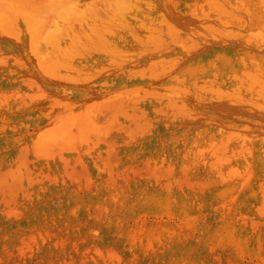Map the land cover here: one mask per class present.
<instances>
[{
    "label": "rangeland",
    "instance_id": "rangeland-1",
    "mask_svg": "<svg viewBox=\"0 0 264 264\" xmlns=\"http://www.w3.org/2000/svg\"><path fill=\"white\" fill-rule=\"evenodd\" d=\"M113 1L75 4L108 17ZM151 1L170 16L148 55L170 57L157 78L74 82L23 24L0 26V264H264V0ZM192 11L208 19L189 28L218 20L228 36L167 31ZM178 79L174 105L139 99L144 119L104 98ZM223 89L250 99L228 106Z\"/></svg>",
    "mask_w": 264,
    "mask_h": 264
},
{
    "label": "bare ground",
    "instance_id": "bare-ground-1",
    "mask_svg": "<svg viewBox=\"0 0 264 264\" xmlns=\"http://www.w3.org/2000/svg\"><path fill=\"white\" fill-rule=\"evenodd\" d=\"M113 2L111 15L101 17L88 15L84 7L76 6L75 0H0V26L4 27L6 31H8L7 29L21 31L23 24L36 51L49 52V56L43 61L44 66L49 71L65 76L74 82L91 78L95 74H103L110 68L119 70L126 68L124 71L132 76L142 66L147 68L145 71L151 70L147 75L152 78L160 77L167 70L170 57L162 54L158 57L148 55L153 52V46L165 42L163 31H165V23L170 16L166 11L155 9L151 0H115ZM180 15L182 16V14ZM185 17L186 19L181 23L179 21L172 22L173 24L171 23L170 26L166 24L167 31L173 30L177 26L188 25L187 28H189V24L194 23L196 19H202V23L203 20L208 19L202 12L194 11L187 12ZM217 24L218 20H212L211 28L200 26L199 29L189 28L188 32L193 35H204L209 40H220L222 37L228 36L226 32L218 33L220 27ZM143 38L147 39L144 40L148 42H145L146 45L141 43ZM222 40L224 41V39ZM139 53L144 54L141 63L136 62L138 57L136 58L135 54L139 55ZM181 82L184 81L181 79L174 82L162 81L160 85L158 84L159 86L155 87L153 84L149 88H141L143 87L141 84V87L138 86L139 84L124 86L106 91L107 94L104 98L106 102H110L107 100L108 97L114 99L113 106L115 108H113L118 111L131 109L129 112L131 118L140 120L146 118V114H144L145 109L138 104L139 99L148 97V99L161 102L165 106L174 105L182 97V94L187 89L189 90V84H180ZM192 85L194 84L192 83ZM192 85L190 86L192 87ZM217 86L212 85L211 89L217 90ZM197 88L200 89V86ZM223 90L226 91V89ZM240 94L233 91L228 93L225 99H230V101H226L229 102L228 106L233 104L236 107H242L247 104L248 98H244L246 94L243 93V96ZM233 105H231L232 108ZM65 120L67 121V119ZM58 125L60 126V122Z\"/></svg>",
    "mask_w": 264,
    "mask_h": 264
}]
</instances>
